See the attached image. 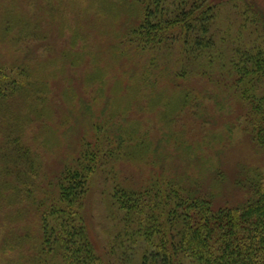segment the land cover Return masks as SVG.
Listing matches in <instances>:
<instances>
[{
    "label": "rangeland",
    "instance_id": "1",
    "mask_svg": "<svg viewBox=\"0 0 264 264\" xmlns=\"http://www.w3.org/2000/svg\"><path fill=\"white\" fill-rule=\"evenodd\" d=\"M218 1L210 27L217 53H224L225 59L234 43L264 42V0ZM178 2L164 0L159 18L173 16ZM142 10L140 0H0V80L25 82L9 102L0 100V117L5 116L1 122L6 129L9 123L27 130L26 142L34 155L27 185L39 201L41 184L55 179L83 141L95 140V121L114 110L121 111L112 115L118 125H129L130 116L150 129L149 163L119 159L113 164L134 180H145L162 166L169 175L200 178L203 188L221 193V202L234 190L235 197L240 194L241 189H235L229 179L241 167H264V151L246 131L245 105L232 88L220 84L228 76L220 74L224 69L218 55L210 68L177 80L173 75L179 67L176 44L174 53L168 48L138 52L123 42L127 28L141 20ZM89 70L97 76L94 83H89ZM141 78L145 86L154 80L166 82L163 89L154 88L156 99L160 96L164 105L169 104L168 111L177 113L173 122L172 116L160 115L159 108L140 107L141 94L135 89L142 86ZM132 104L133 110L124 114V108ZM15 113L20 121L14 120ZM108 131L116 135L119 127H108ZM2 158L0 152L3 264H41L34 261L36 250L32 249L40 233L39 214L29 193L11 185L12 176L2 171ZM92 178L84 214L97 251L109 264H141L156 246L143 238L139 228L133 231L121 210L111 211L110 179L103 173ZM242 196L231 197L230 202ZM51 255L60 264L58 256Z\"/></svg>",
    "mask_w": 264,
    "mask_h": 264
},
{
    "label": "trees",
    "instance_id": "2",
    "mask_svg": "<svg viewBox=\"0 0 264 264\" xmlns=\"http://www.w3.org/2000/svg\"><path fill=\"white\" fill-rule=\"evenodd\" d=\"M163 1L140 0L142 18L137 25L127 28L123 42L138 52L168 48L167 51L174 53L176 44L175 63L179 67L173 75L177 80L199 69L210 68L218 55L222 59L219 66L224 69L220 74L228 76V81L220 84L232 88L242 100L247 109L243 116L246 131L264 151V42H233L229 57L224 59V53H217L210 28L216 19L211 13L221 1L179 0L173 16L159 18ZM17 71H21L19 67ZM88 75L89 83H94L95 73L89 70ZM100 82L109 87L108 82ZM140 82L142 86L135 89L139 96L141 94L140 107L150 111L159 108V114L166 119L172 116L173 122L177 113L168 111L169 104L164 105L160 96L156 99L158 90L154 88L163 89L166 82L163 85L154 80L147 86L143 78ZM24 83L0 80V100L9 102ZM133 106L127 105L122 112L128 114ZM120 113L114 110L110 116L95 121V140L83 141L77 155L61 166L55 179L46 186L41 184V201L32 196L27 185L34 165L33 150L26 142L27 130L23 125L10 126L9 123L7 130L1 122L5 116L0 117L2 171L12 176V186L29 193L39 214L40 233L32 244V249L36 250L34 261L55 264L57 261L51 255L54 253L60 264H109L97 251L84 214L92 176L103 173L111 181L107 194V197L112 196L108 199L111 211L115 207L121 210L133 231L139 228L143 238L156 246L155 251L144 256L141 264H264V167H241L237 175L229 179L235 189H241L236 197L235 190L230 196L245 195L233 202L230 196L220 202L221 193L203 188V183L197 181L200 178L169 175L162 166L152 170L155 172L147 179L134 180L113 164L119 159L149 163L150 129L130 116L129 125H118L112 115ZM13 116L16 122L20 121L19 114ZM113 126L119 127L116 135L108 131V127ZM102 144L109 148L102 149ZM3 263L0 250V264Z\"/></svg>",
    "mask_w": 264,
    "mask_h": 264
}]
</instances>
